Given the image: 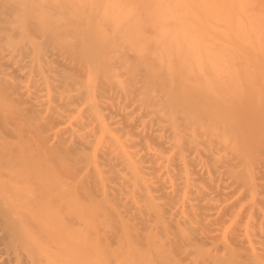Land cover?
Wrapping results in <instances>:
<instances>
[{"label": "bare ground", "instance_id": "1", "mask_svg": "<svg viewBox=\"0 0 264 264\" xmlns=\"http://www.w3.org/2000/svg\"><path fill=\"white\" fill-rule=\"evenodd\" d=\"M0 264H264V0H0Z\"/></svg>", "mask_w": 264, "mask_h": 264}]
</instances>
